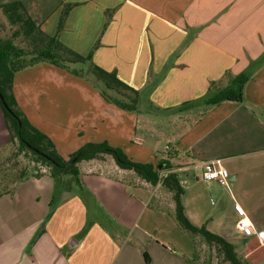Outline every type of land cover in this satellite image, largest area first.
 <instances>
[{
  "label": "crops",
  "instance_id": "crops-1",
  "mask_svg": "<svg viewBox=\"0 0 264 264\" xmlns=\"http://www.w3.org/2000/svg\"><path fill=\"white\" fill-rule=\"evenodd\" d=\"M16 1L49 36L67 9L59 42L139 94L137 110L124 111L87 81L40 63L13 79L29 124L64 159L106 143L133 162L165 163L189 221L249 264H264V246L237 231L235 212L264 230V0H61L49 13L45 1ZM240 74L248 77L241 101L206 103ZM9 146L0 107V153ZM215 161L228 172L226 186L202 180ZM78 171L55 180L33 170L0 193V264H196L206 252L176 222L161 182L108 156Z\"/></svg>",
  "mask_w": 264,
  "mask_h": 264
},
{
  "label": "trees",
  "instance_id": "trees-1",
  "mask_svg": "<svg viewBox=\"0 0 264 264\" xmlns=\"http://www.w3.org/2000/svg\"><path fill=\"white\" fill-rule=\"evenodd\" d=\"M0 8L15 24H19V31L30 46L27 51L16 47L12 41L0 39V107L10 136V144L16 146L18 154L31 156L36 174H39V167H42L55 180L65 176L77 179L79 163L108 156L120 169L134 172L140 179L153 186L161 182L162 186L172 193L176 222L182 230L203 240L210 264H249L236 252L232 243L209 232L204 225L197 227L189 221L181 200L183 188L177 176L170 172L171 168L165 163L153 166L133 162L121 149L110 147L106 143H87L67 159L58 154L52 142L33 128L18 109L12 92L13 79L17 72L40 63L51 64L77 77L86 78L107 102L128 112L137 110L139 94L120 81L114 72L94 65L90 54L83 57L59 42L57 36L63 27L67 9L60 15L56 34L49 36L32 22L19 1L1 4ZM17 33L18 31H15L14 35ZM26 54L32 55V60H24ZM247 81L246 74L236 76L227 87L208 98L206 103L217 105L226 101H241L243 86ZM163 172L167 174L162 175ZM25 176L26 173L20 175L17 180Z\"/></svg>",
  "mask_w": 264,
  "mask_h": 264
},
{
  "label": "rangeland",
  "instance_id": "rangeland-1",
  "mask_svg": "<svg viewBox=\"0 0 264 264\" xmlns=\"http://www.w3.org/2000/svg\"><path fill=\"white\" fill-rule=\"evenodd\" d=\"M31 3H35L38 1H45V10L44 13H49L53 10L55 5H57L61 0H28ZM7 0H0V5L9 3ZM36 4V3H35ZM19 24H15L9 16L0 8V39L3 41H12V43L19 48L24 50H29V42L28 40L20 33ZM17 32V35H14V32ZM32 55L26 54L24 60L30 61L32 60ZM72 65H69V67ZM78 67V65H77ZM69 72V71H67ZM71 74V73H70ZM73 75V74H72ZM77 77L76 75H73ZM81 78V77H78ZM91 81H94L92 78L88 77ZM85 81L86 78H81ZM91 84L89 81H87ZM168 119H160L159 123L164 126V130L167 129ZM164 138V137H163ZM164 144H161L160 148L163 147ZM35 169V163L32 162V158L30 155L18 154L16 151V146L10 144V146L4 151L0 153V193L6 192L10 186L14 184V182L18 179V177L24 173H29ZM38 171V170H37ZM212 204L214 200L210 201ZM187 234V233H186ZM159 239L160 236H158ZM198 238V237H196ZM199 239V238H198ZM194 239V240H198ZM176 243H180L183 245V241L180 239L178 235H176ZM200 240V239H199ZM201 241V240H200ZM202 242V241H201ZM192 244L195 245V242L192 239ZM197 259V258H196ZM196 264H210L209 254L206 251L198 252V259L196 260ZM222 264V263H219Z\"/></svg>",
  "mask_w": 264,
  "mask_h": 264
},
{
  "label": "built area",
  "instance_id": "built-area-1",
  "mask_svg": "<svg viewBox=\"0 0 264 264\" xmlns=\"http://www.w3.org/2000/svg\"><path fill=\"white\" fill-rule=\"evenodd\" d=\"M168 147L166 148V151ZM39 172L46 173V170L39 167ZM228 179V172L226 169L222 168L218 161L211 162L207 164L202 174L203 181H215L221 186H226ZM235 212L241 218L236 223V229L238 232L243 233L247 237H255L259 246H264V230H255L254 227L247 222L243 216V211L236 206Z\"/></svg>",
  "mask_w": 264,
  "mask_h": 264
},
{
  "label": "water",
  "instance_id": "water-1",
  "mask_svg": "<svg viewBox=\"0 0 264 264\" xmlns=\"http://www.w3.org/2000/svg\"><path fill=\"white\" fill-rule=\"evenodd\" d=\"M1 98V97H0Z\"/></svg>",
  "mask_w": 264,
  "mask_h": 264
}]
</instances>
